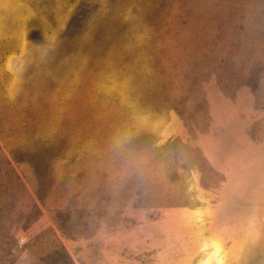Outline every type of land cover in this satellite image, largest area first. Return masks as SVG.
<instances>
[{
	"label": "rangeland",
	"instance_id": "374dc122",
	"mask_svg": "<svg viewBox=\"0 0 264 264\" xmlns=\"http://www.w3.org/2000/svg\"><path fill=\"white\" fill-rule=\"evenodd\" d=\"M0 264H264V0H0Z\"/></svg>",
	"mask_w": 264,
	"mask_h": 264
}]
</instances>
